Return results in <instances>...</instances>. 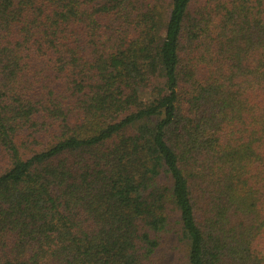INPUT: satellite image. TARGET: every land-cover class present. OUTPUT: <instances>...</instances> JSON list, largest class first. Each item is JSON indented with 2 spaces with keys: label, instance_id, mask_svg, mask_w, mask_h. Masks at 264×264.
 I'll list each match as a JSON object with an SVG mask.
<instances>
[{
  "label": "trees",
  "instance_id": "16d2710c",
  "mask_svg": "<svg viewBox=\"0 0 264 264\" xmlns=\"http://www.w3.org/2000/svg\"><path fill=\"white\" fill-rule=\"evenodd\" d=\"M0 264H264V0H0Z\"/></svg>",
  "mask_w": 264,
  "mask_h": 264
}]
</instances>
